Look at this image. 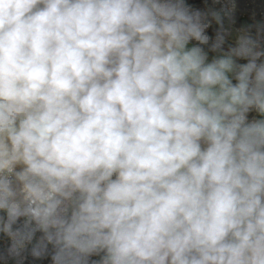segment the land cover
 Listing matches in <instances>:
<instances>
[{
	"label": "clouds",
	"instance_id": "1",
	"mask_svg": "<svg viewBox=\"0 0 264 264\" xmlns=\"http://www.w3.org/2000/svg\"><path fill=\"white\" fill-rule=\"evenodd\" d=\"M203 3L0 0V264H264V19Z\"/></svg>",
	"mask_w": 264,
	"mask_h": 264
},
{
	"label": "built area",
	"instance_id": "2",
	"mask_svg": "<svg viewBox=\"0 0 264 264\" xmlns=\"http://www.w3.org/2000/svg\"><path fill=\"white\" fill-rule=\"evenodd\" d=\"M189 3H193L198 7H204L203 0H189ZM208 4H211V0H208ZM236 5L237 27H239L241 23H251L253 16H255L257 20L264 19V0H236ZM254 116H256L254 112L250 113L249 119H252ZM3 245L4 242L0 241V247ZM26 264H51V261L50 258L33 261L32 258L29 257Z\"/></svg>",
	"mask_w": 264,
	"mask_h": 264
},
{
	"label": "crops",
	"instance_id": "3",
	"mask_svg": "<svg viewBox=\"0 0 264 264\" xmlns=\"http://www.w3.org/2000/svg\"><path fill=\"white\" fill-rule=\"evenodd\" d=\"M242 62V61H241Z\"/></svg>",
	"mask_w": 264,
	"mask_h": 264
}]
</instances>
